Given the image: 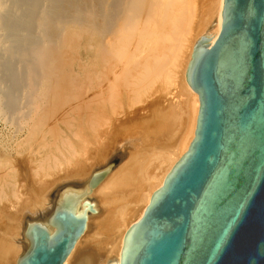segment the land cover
Segmentation results:
<instances>
[{
	"label": "bare ground",
	"instance_id": "bare-ground-1",
	"mask_svg": "<svg viewBox=\"0 0 264 264\" xmlns=\"http://www.w3.org/2000/svg\"><path fill=\"white\" fill-rule=\"evenodd\" d=\"M216 1L203 33L210 44L222 23L224 0ZM202 5L0 0V112L15 129L0 146V196L18 205L0 221V264H18L28 228L60 209L86 221L64 264L118 263L126 233L195 137L199 97L186 75ZM180 91L186 102L176 100ZM173 144L150 171L138 162L143 150ZM17 162L35 173L32 182L18 179Z\"/></svg>",
	"mask_w": 264,
	"mask_h": 264
},
{
	"label": "water",
	"instance_id": "water-1",
	"mask_svg": "<svg viewBox=\"0 0 264 264\" xmlns=\"http://www.w3.org/2000/svg\"><path fill=\"white\" fill-rule=\"evenodd\" d=\"M212 39L187 70L200 104L189 150L108 264H264V0H224ZM85 229L63 209L33 223L18 264H64Z\"/></svg>",
	"mask_w": 264,
	"mask_h": 264
},
{
	"label": "rangeland",
	"instance_id": "rangeland-1",
	"mask_svg": "<svg viewBox=\"0 0 264 264\" xmlns=\"http://www.w3.org/2000/svg\"><path fill=\"white\" fill-rule=\"evenodd\" d=\"M216 2H217L216 0H203L202 11H201V13H199L200 14V19L203 22V24H200V26L195 29V40L198 41L201 36L205 35L203 33H204V30H206V28H207V24L205 23L206 16L209 13H215V11H216ZM5 81H7V80L4 79V81L2 82V85L6 89L7 88L6 86H8L9 83H8V81L7 82H5ZM173 96L175 97V95L172 93V95L170 97H167V102L169 103L168 106H171V105L173 106L174 105ZM177 97H178V99H177ZM176 100L177 101H180L181 103L184 102L186 100L185 94L180 91L177 94V96H176ZM178 111H180L179 108H178ZM4 118L5 117L2 116L1 115V112H0V146L1 147H2V145L8 144L10 142V140L12 139V137L14 135L13 132H15L14 125H12L9 122V120L6 119L7 117L5 119ZM191 131H190V129L187 131V133H186V135H184L181 143H183L184 141H185V143L188 142V140L190 139ZM179 135H180V132H179ZM179 135H178L177 138H179ZM132 151L133 150H131L130 152H132ZM176 151H177V145L174 146V144L173 145H168V148L161 150V152H159V153H151L150 150H143V153L138 156L139 157V161L138 162L140 164L146 165L145 167L147 168V171H150L151 170V166H152L151 165V161H154L155 159L159 158V154H164L165 155V154H168V153L169 154L170 153H175ZM149 157H152V160H149ZM19 159H21V158H19ZM23 163H25V162H23ZM23 163H22V165H21V162L20 163L19 162L15 163V165H16V171H17V176L19 177L18 179L20 181H25V179H27L28 182H29V180H31L30 178H34L35 179V173L34 172H31L30 168L29 167H26V164H23ZM102 164H104V163H102ZM102 164H101V166H103ZM20 165H21V167H20ZM118 165H119V163L114 164V166H115L114 168H116ZM17 166H18V168H17ZM22 168H24V169L26 168V170H24ZM102 168H104V167H102ZM27 173L28 174L30 173V176H31L30 178H27L28 177V174ZM30 182H32V180ZM25 185H26V183H25ZM0 191H1V188H0ZM24 193L26 195V199L27 198H30L29 195H28L29 193H26V191H24ZM9 199H11V197ZM26 199H25V201H26ZM10 204L11 203H8L7 201L2 200L1 199V196H0V215H1L0 221L1 222H2V220L5 221L4 219H6V218H8V219L5 222L9 221L10 217H8V216L9 215L11 216L12 214H14L13 212H17L18 205H16V203H12V205H14V207L12 208V207H10L11 206ZM23 205H25V203H23ZM19 207H21V206H19ZM5 209H7V210H5ZM1 211H2V213H1ZM8 211L10 213H8ZM3 212H4V215H3ZM5 212H6V214H5ZM4 216H7V217H5L4 219H1ZM2 224H0V226Z\"/></svg>",
	"mask_w": 264,
	"mask_h": 264
}]
</instances>
